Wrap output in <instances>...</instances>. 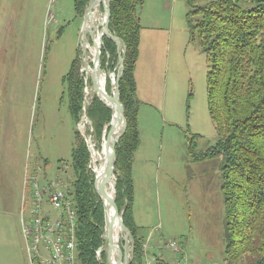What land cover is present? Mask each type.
<instances>
[{"label": "rangeland", "instance_id": "obj_1", "mask_svg": "<svg viewBox=\"0 0 264 264\" xmlns=\"http://www.w3.org/2000/svg\"><path fill=\"white\" fill-rule=\"evenodd\" d=\"M211 1L216 0H145L137 10L150 71L137 83L141 144L133 163V220L148 256L157 260L160 254L171 264L225 263L223 157H201L218 142L208 108L210 62L189 22L192 11ZM85 12L77 13L75 0H0V264H30L20 230L23 171L42 182L60 178L72 184L77 133L88 145L93 173L92 145L100 149L111 133L109 125L98 137L88 117L97 91L86 70V54L92 69L94 62L91 48L84 54ZM76 58L84 79L78 121L65 80ZM100 66L112 93L117 72L102 67V59ZM120 174L116 167V181ZM125 241L121 246H128L132 261L133 234ZM107 247L106 238L101 251Z\"/></svg>", "mask_w": 264, "mask_h": 264}, {"label": "trees", "instance_id": "obj_2", "mask_svg": "<svg viewBox=\"0 0 264 264\" xmlns=\"http://www.w3.org/2000/svg\"><path fill=\"white\" fill-rule=\"evenodd\" d=\"M90 0H75L84 15ZM145 0H111L110 31L126 50L120 80L127 130L116 147L117 204L134 238L130 264H144L143 238L133 220L134 156L141 144L135 70L140 53L142 25L137 10ZM195 18V20H194ZM191 31L207 53L208 108L218 135L216 146L201 157H223L226 251L224 264H264V0H216L189 14ZM102 67L118 71L117 43L104 36ZM107 52L110 56H107ZM80 59L73 61L65 80L70 111L78 121L84 104ZM110 81L107 90L111 92ZM112 109L93 96L88 117L98 137L109 128ZM111 128V127H110ZM109 133L111 129L108 130ZM90 151L80 132L72 154V183L78 204L77 230L81 264H108L104 202L95 189L89 168ZM167 264V263H166Z\"/></svg>", "mask_w": 264, "mask_h": 264}, {"label": "built area", "instance_id": "obj_3", "mask_svg": "<svg viewBox=\"0 0 264 264\" xmlns=\"http://www.w3.org/2000/svg\"><path fill=\"white\" fill-rule=\"evenodd\" d=\"M22 213V234L30 264H81L77 236L79 212L72 184L60 178L42 182L38 175H28ZM168 246L179 251L176 242ZM144 254V264H166L162 259L150 258L146 244ZM97 256L101 257V249L97 250Z\"/></svg>", "mask_w": 264, "mask_h": 264}, {"label": "water", "instance_id": "obj_4", "mask_svg": "<svg viewBox=\"0 0 264 264\" xmlns=\"http://www.w3.org/2000/svg\"><path fill=\"white\" fill-rule=\"evenodd\" d=\"M102 1V0H101ZM104 8H105V23L102 29V36H101V40H100V44L97 45V55H95L94 57V70H96L98 73H100L101 66H100V60H101V53H102V46L104 43V36H107L109 38H111L112 40H114L117 43V49H118V54H119V62H118V71L116 73L117 75V79H116V85H115V90L112 93H108L107 90H103L101 88V86L99 85V80L96 76H94L92 74V80L94 83V88L96 89V91L98 92L97 95L98 97H100V99L107 105L109 106L111 109L113 107L110 106L109 102H113L117 108L118 111V115L119 117H121L122 122H123V128L120 132V134L118 135V137L113 141V147H112V153H111V157H110V161H109V166H108V171H107V180L103 183V185H101L100 188H97L96 183H95V189L98 193V195L101 197V199L103 200L104 197L110 199L111 204L114 206L115 212L113 215V218L110 219L108 221L107 219V226H106V231H107V240H108V247H107V254H108V262L109 264L111 263V251L113 248V230H114V226H115V221L117 218H120L121 224L125 229V240L127 241L130 237L132 238V233L129 230V228L125 225L124 221H123V216L122 213L118 207L117 204V190H116V184H115V195H109L107 193L106 190V183L107 181H109L113 176H115V168H116V164H117V153H116V147L120 141V139L122 138V136L125 134L126 130H127V119L125 116V107L123 105V103L120 100V80L121 77L123 75L124 72V52L126 50L123 42L121 41V39L114 35L110 29H109V22H110V17H111V10H110V3L111 0H104ZM98 3V0H90L89 5L86 9L85 12V20H84V33L85 35L89 34L91 39L93 40V43L96 45V42L94 40L95 37V29H92L88 26L89 20H90V15L93 12V8L95 7V5ZM87 53V50L84 49V54ZM100 92H103V94L106 96L107 100H104L101 95L99 94ZM114 113V112H113ZM113 121V118L111 120V123ZM111 123L109 124L111 126ZM105 205V204H104ZM105 210H106V214H107V208L105 205ZM106 236V235H105ZM128 246L125 245L123 250L121 251V255L119 257L118 260V264H130L131 260L129 259V254H128ZM103 252V250L101 251Z\"/></svg>", "mask_w": 264, "mask_h": 264}, {"label": "bare ground", "instance_id": "obj_5", "mask_svg": "<svg viewBox=\"0 0 264 264\" xmlns=\"http://www.w3.org/2000/svg\"><path fill=\"white\" fill-rule=\"evenodd\" d=\"M102 2L103 0H98V3L93 8V12L90 15V20L88 23V26L92 29H95V37L94 40L96 42V45L93 44V46L89 43L91 40L89 37L90 35H85L84 33V43L83 47L88 50L91 48V53L93 55L92 60L94 61L95 55H97V45L100 44L101 36H102V29L105 23V14L102 13ZM90 55L87 56L86 54V66L87 71L90 74L94 73V76H96L99 80V85L103 90L106 91V81L107 77L105 75V71L101 70L100 73H98L96 70L92 69L90 66ZM112 81L114 82V85H116V79L117 75L112 74L111 76ZM99 92V91H98ZM97 92V93H98ZM101 97L108 101L106 96L103 94V92L99 93ZM109 102V101H108ZM110 106L113 107L112 111L114 112L113 115V121L111 123V133L103 138L102 144L100 149L95 148L92 145V158H93V171L95 174V183L97 188H100L101 185L107 180V171L109 166V161L112 153V147H113V141L118 137L120 134L122 128H123V122L121 117L118 115L117 108L115 104L112 102H109ZM89 138V137H88ZM90 140V139H89ZM117 181L115 180V177L113 176L109 181L106 183V190L109 195L114 196L115 195V183ZM103 202L106 205L107 208V219L108 221L113 218L115 209L114 206L111 204L110 199L104 197ZM125 229L121 224L120 218H117L115 221V226L113 230V248L111 251V263L110 264H118L119 257L121 255V251L123 250V247L121 246V240L125 239ZM107 238V236H106ZM126 242V241H125ZM123 245V244H122ZM129 253V252H128Z\"/></svg>", "mask_w": 264, "mask_h": 264}, {"label": "crops", "instance_id": "obj_6", "mask_svg": "<svg viewBox=\"0 0 264 264\" xmlns=\"http://www.w3.org/2000/svg\"><path fill=\"white\" fill-rule=\"evenodd\" d=\"M141 68H142V70H141ZM149 71H150V69H146L145 70L144 49H143V43H142V39H141V42H140V53H139V58H138L137 66H136V70H135V77H136L137 83H139L141 74H144L145 72H149ZM152 79H153V77L151 76L150 77V80H152ZM138 90H139V87H138ZM9 150H11L10 147H9ZM9 155H12V154H9ZM10 164H9V166H10ZM28 175L30 176V175H33V174H30V171L29 170H24L23 171V177L21 179L22 181L19 180L20 181L19 187H21V190H20L21 191L20 214H21V211H22V204H23L24 191H25V182H26V178H27ZM5 180L8 182V184H10V185L13 184V180H10L9 178H6ZM20 230H21V234H22L21 215H20ZM22 236H23V234H22ZM156 255L159 256V257H157ZM155 256L157 258H160V259L164 260L165 263L171 264V262H168L164 256H162L160 254H155Z\"/></svg>", "mask_w": 264, "mask_h": 264}]
</instances>
